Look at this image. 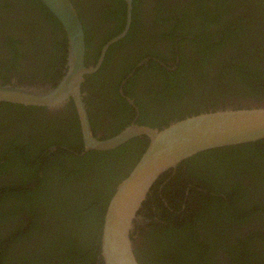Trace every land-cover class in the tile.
<instances>
[{"label":"flooded vegetation","instance_id":"af4514ba","mask_svg":"<svg viewBox=\"0 0 264 264\" xmlns=\"http://www.w3.org/2000/svg\"><path fill=\"white\" fill-rule=\"evenodd\" d=\"M70 1L84 26L87 66L99 63L106 45L125 30L129 13L132 15L127 32L111 42L99 67L84 75L83 97L96 136L100 138L114 136L135 119L140 124L163 127L167 124L157 126L150 121H155V116L158 118L159 114H165L166 111L169 115L173 111L178 112L181 104L191 107L186 115L188 116L212 108L226 107L229 104L242 106L248 102H264V90L254 94L248 93L247 90L249 83L256 79L255 72L261 74L262 70L264 73V68L255 67L258 66L256 59L260 55L258 48L253 49L250 56L242 55L235 58L236 62L231 61V64L223 69L216 60L210 61L211 53L208 51L210 49L211 52H215L217 58L229 56L232 39L226 34L227 26L235 32L233 35L243 33L251 41L248 45L250 48L258 47L261 44V37L264 42V0ZM223 18L228 22L218 21ZM204 54L210 59L205 60ZM181 66L185 68L182 70ZM67 68V31L49 6L42 0H0V82L3 85L19 87L46 83L57 85ZM227 70L231 72L223 76V72ZM185 79L188 82H185ZM230 80L233 85L225 86ZM261 82L263 83L258 79L255 84L260 86ZM182 85L185 88L178 90ZM218 99L220 101L213 105L212 100L216 102ZM224 99L227 100L226 103H223ZM7 103L9 106H5ZM78 115L73 98L55 107L7 100L0 102V149L6 141L5 148L8 151L5 155L12 153L14 148H19L24 151L26 161L20 165L14 156L0 160L5 169L0 168V195L4 196L0 210L6 213L0 219V235L13 230L14 225L18 226L21 219H26L27 222L30 219L28 216L19 215L20 207L16 213H10V209L23 201L11 199L8 194L11 188L9 189L8 185L12 186L15 182L19 184L26 180L36 187L34 179L36 161L38 163L40 161V156L37 157V153L42 151L40 149L49 151V154L57 150H60L59 152L65 150L69 154L74 151L80 160L93 150H101L85 151L81 125L78 128L72 120L74 116L79 119ZM128 115L130 121L122 125ZM142 115L146 117V122H139ZM74 127L78 128L79 134ZM147 141L149 144L150 137L143 134L111 148H123L124 159L128 160L125 167L126 171H129L124 176V171L119 170V183L136 165L148 146L145 148L142 146ZM71 144L79 148L75 149V146H70ZM229 146L234 145L225 147ZM227 152H219L212 160L222 164L220 168L211 167L212 163L205 166L200 162L195 168L190 167L192 169L190 174L185 170L187 168L185 163L179 170H185V174L177 171L180 164L163 174L165 176L171 174L169 178L175 188L170 199L179 203V208L175 209L179 214L176 216L178 219L172 220L170 212H167L168 214L162 212L156 205L150 214L147 213V209L146 214L131 232L134 252L140 264H173L171 259L179 258L181 255H184L181 264H230L233 259L230 252H234L229 249L230 246L235 249L237 247L236 253L245 258L241 255L243 252L239 253V241L248 248L245 249L249 255L247 259L245 258V263L251 260L254 264H260L264 260V210H259L260 205H240L241 210L246 212L241 220L235 221L229 220L228 214L225 216L224 211L211 207L204 199L211 193L222 199L224 193H220L221 189L230 190L228 186L241 182L239 190L249 196L251 202L256 200L258 203V199L263 200L258 187L260 182V187L264 185L261 179L264 174L263 155L236 157L249 162L255 160L256 164L252 165L250 170L241 167L235 162V158L228 163L229 157L224 155ZM67 156L68 160H71V157ZM110 160H113V157ZM44 172L42 168L39 176ZM196 172L205 175L212 183L215 181L217 189L209 187L211 185H207L205 179H200ZM241 175L246 177L239 179ZM118 184L110 193L104 192L105 204L99 209L102 230L100 238L93 244L97 254L95 264H105L98 246L102 244L107 207ZM52 189L53 186L49 190ZM236 193H239L238 189L232 196H224L223 200H232ZM163 200L165 201L164 196ZM235 216L237 217L236 214ZM87 221L83 219L75 228H71L69 221L65 220L57 225L53 218L43 219L39 224L41 227L44 225L43 231L48 228L49 231L54 230L56 235L68 226L66 231L74 235L89 232ZM174 221L190 225V232L181 234L183 238L192 240L193 245L186 248L180 246L171 257L173 248L171 245L164 247L163 244L164 238L170 237L165 234L169 233L165 226L175 224ZM260 231L263 232L261 236ZM27 244L32 249L31 253L40 252L39 236H34ZM58 245L61 243L58 242L54 246L57 248L53 254L56 260H60V264L62 262L74 264L70 254L67 259L65 258L64 245L61 247ZM23 253L24 245L17 241L4 253L7 257L3 256L2 261L21 264L23 258H27ZM75 264H78L77 261Z\"/></svg>","mask_w":264,"mask_h":264},{"label":"trees","instance_id":"16d2710c","mask_svg":"<svg viewBox=\"0 0 264 264\" xmlns=\"http://www.w3.org/2000/svg\"><path fill=\"white\" fill-rule=\"evenodd\" d=\"M218 21L228 22L226 18L219 19ZM230 28V26H227L226 29V34H228V36L231 37L230 39H232V43L230 42L229 47L231 50L228 51L229 56L225 55L222 58H217L215 56V52H211L209 49L208 51L211 53L210 61L216 60L221 65V69H223L226 65L231 64V61L236 62L234 61L236 60L235 58L242 55H244V57L250 56L253 49L258 48L260 55L256 59L258 66L255 67H258L260 69L264 68L263 38L261 37V44L258 47L255 46L253 48H250L248 45L251 41L248 40L245 35H243V33L233 35L235 32L231 31ZM204 58L205 60L210 59L206 54H204ZM181 64L182 63H180V65ZM184 68V66H181L182 70ZM230 72L231 71L229 70H227V72H223V76ZM255 73L256 79L250 82V86L247 87L248 93L250 94H254V92H260L264 90V73L262 72V70L261 74L257 72ZM205 74L206 72L204 71V75ZM258 79L263 81V83H259L260 86H257V84H255ZM228 81L225 83V86H232L233 82L231 80L230 82ZM185 82L188 81L185 79ZM188 87L191 88L190 86ZM183 88H185L184 85H182L178 90H181ZM219 101L220 99H218L216 102L215 100H212V103L213 105H215ZM226 102L227 100L224 99L223 103ZM5 106H9V103H7ZM190 108L191 107H187L186 104H181L179 105L178 112L173 111V113L169 115L166 111L165 114H159L158 118L155 116V121L150 122L157 126L168 124L171 120L186 116L189 113ZM129 116L130 115L126 117L122 125L130 121ZM145 118L146 117L144 115L140 116L139 122H146ZM72 120L75 121L74 123H76L79 128L80 123L77 116H74ZM78 128L74 127L76 132H78ZM15 135L18 136V134ZM147 145L148 141L144 142L142 146H144L145 148ZM5 146L6 141H4L0 149V160L2 158L6 159V157L11 158L12 156H14L16 160L19 161L20 165L26 163L25 156H23L24 151L22 149L14 148V151L12 153H10L9 155H5L8 151ZM70 146L75 145L71 144ZM74 148L78 149L79 147L75 146ZM28 149L29 147L27 146V153ZM40 150V152L37 153V157L40 156L39 163L41 165L36 161V179H34L36 183L34 185H36V187L30 185L28 181L26 182V180L19 182V184H16L15 182L12 186L8 185L9 189L11 188L8 192V194L11 196V199L23 201L22 203L15 205L14 208H9L10 213H16L17 208L20 207L18 210L19 215L28 216L30 219L28 222L26 219H21L20 224L18 226L14 225L13 230L6 231L5 234L0 235V264H9L5 261H2L3 256L5 258L7 257L4 253L12 247V243H17V241H20V245H24L25 253L23 254L27 255V258H23L21 264H60V260H56V257L53 255L57 251V248L54 246L58 242L61 243V245H58L59 247L64 245V250H66L65 258L67 259L68 255L70 254V259L72 262H74V264L76 263V261L78 264H83L84 262H87L88 264H95V262L97 261V254L96 251H94L95 249L93 244L97 242L96 240H98L100 238L99 236L101 235L102 219L99 215V209L102 207V205L105 204V197H103L104 192L108 194L113 191V188L115 189V185L120 181L119 170L124 171V176L129 171H126L127 167H125V165L128 160L124 159L123 148L111 150H93L92 153L83 157L82 160L79 159L78 154H76L74 151L70 152L69 154L68 151L63 150L59 152L60 150H57L49 154V151H43V149ZM223 151H228L227 153H224L225 156L229 157L228 163L235 158V162L238 163L241 167L251 170L250 167L256 164L255 160L249 162L244 161L241 158L238 159L236 157H244L246 155L252 157L255 156V154H262L264 157V139H260L251 143H243L229 147H216L201 151L180 163L177 171L184 172L185 174L186 170L191 174L192 169L190 167L193 166V168H195L200 162L205 166L207 165V163H212L211 167L220 168L222 167V164L212 162V160L215 156L219 155V152L222 153ZM29 155L30 153L27 154V158H29ZM66 155H69L71 157V160H68V156L66 157ZM111 157H113V160H110ZM76 159L78 161L75 162ZM12 161L14 164V159ZM185 163H187V168L184 171H179L180 169H182ZM262 164H264V162H262ZM2 166L3 164H0V168L4 169V167ZM42 168H44L45 170L44 174L41 175L43 177L39 176V172L42 170ZM167 171H172V169H169ZM196 173L200 175V179H205L207 185H211L209 187H213L215 188V190L217 189L215 181L214 183H212L210 179L208 180L205 178V175L201 174L200 172ZM163 174H165V172ZM163 174L152 186L147 200L144 202V206L140 210V214L142 215V217L144 216V214H146L147 209L148 214L152 213L153 206L156 205L161 209L162 212H170V218L172 220L178 219L176 216L179 214H177L175 209L179 208V203H177L176 201L173 202L172 199H170L175 186L171 183V180L169 178L171 174H168L167 176ZM244 177L246 176L241 175L239 179ZM261 179L264 184V174L262 175ZM260 184L258 183V187L262 192L261 196H263V200L258 199V203H256V200L254 202H251L249 196L241 193V191L239 190L241 182L232 186H228V189L230 190L221 189L220 193H224L222 199H218L220 196H216L215 193L206 195L204 199L207 200L208 204L211 205V207L218 208L222 212L224 211L223 214L225 216L228 214L229 220H241L244 217L246 211L241 210L240 205L244 206L248 204H258L260 205L259 210H264V185L260 187ZM52 186L53 189L50 191L49 189H51ZM237 189L239 193H236L232 200H223L224 196H232ZM163 196L165 197V201L163 200ZM3 199L4 196L0 195V205L2 204L1 201ZM23 203L24 205H22ZM207 208L208 207H206L205 209L207 210ZM250 209L251 207L248 209L247 213H249ZM5 214V211L0 210V219ZM235 214L237 215V217L235 216ZM46 218L55 219L57 225L61 224L60 221L62 220L69 221L71 228H75L77 224L83 219L88 220L87 222L89 226V232L86 234L75 233L73 235L66 231L68 226H65V228H63V231L61 230V232L57 235L54 230L49 231L48 228V231H43L44 225L41 227L39 222ZM174 222L175 224L171 223L165 226V228L169 230V233L165 234L169 235L170 237H165V241L163 244L164 247H168L169 245H171V247L173 248V251L170 253L171 257L173 256L176 249H178L180 246H184L186 248L193 245L192 240L183 238L181 234V232L188 234L191 230L190 225L188 223H180L179 221ZM262 234L263 232L260 231L259 235L261 236ZM34 236H39V244L41 246V250L39 253H31L32 249L27 244ZM252 237L253 234L250 235V238ZM255 237L256 235L254 236V238ZM91 241H93V243ZM159 241L161 242L162 240ZM238 245L240 246L239 253L241 254V252H243L244 254L241 255H243L247 259L249 257L247 251L245 250L248 249L247 246L244 243L241 244L240 241L238 242ZM248 245L250 246V243H248ZM98 248L101 254V245H99ZM229 249L234 251L230 252L231 256H233L230 264H254L251 262V260L245 263L246 259L236 253L237 247L235 249V247L230 246ZM183 258L184 255H181V257L179 258L173 257L171 259V262L173 264H181ZM62 264H65V262H62ZM260 264H264V260Z\"/></svg>","mask_w":264,"mask_h":264},{"label":"water","instance_id":"95a60500","mask_svg":"<svg viewBox=\"0 0 264 264\" xmlns=\"http://www.w3.org/2000/svg\"><path fill=\"white\" fill-rule=\"evenodd\" d=\"M64 25L68 35V68L57 85L14 86L0 82V102L13 101L55 107L73 98L86 149H111L134 136L148 135L150 142L131 172L118 184L107 207L102 234L101 256L105 264H140L134 252L131 232L135 219L147 200L152 185L160 175L176 168L185 159L216 147L237 145L264 138V102L225 105L188 115L154 127L136 119L118 134L100 138L93 132L91 117L84 101L82 82L85 73L95 71L103 61L108 46L123 36L125 30L105 47L99 63H85L86 40L81 18L70 0H42ZM131 9V7H130Z\"/></svg>","mask_w":264,"mask_h":264},{"label":"bare ground","instance_id":"6f19581e","mask_svg":"<svg viewBox=\"0 0 264 264\" xmlns=\"http://www.w3.org/2000/svg\"><path fill=\"white\" fill-rule=\"evenodd\" d=\"M241 10H242V9H241ZM165 172H166V171H165ZM163 173H164V172H163ZM163 173H162V174H163ZM162 174H161V175H162ZM161 175H160V177H161ZM160 177H159V178H160ZM159 178H158V179H159ZM158 179H157V180H158ZM157 180H156V181H157ZM153 185H154V184H153ZM153 185H152V186H153ZM151 188H152V187H151ZM150 191H151V189H150ZM150 191H149V193H150ZM148 195H149V194H148ZM139 213H140V212H139ZM140 221H141V220L138 219V218L135 219V224L138 223V222H140ZM102 234H103V232H102ZM101 247H102V244H101Z\"/></svg>","mask_w":264,"mask_h":264}]
</instances>
